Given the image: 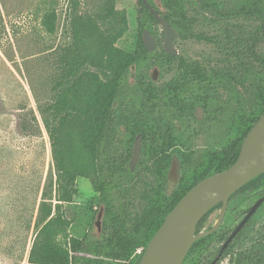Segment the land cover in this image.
Listing matches in <instances>:
<instances>
[{"label": "trees", "instance_id": "trees-1", "mask_svg": "<svg viewBox=\"0 0 264 264\" xmlns=\"http://www.w3.org/2000/svg\"><path fill=\"white\" fill-rule=\"evenodd\" d=\"M161 2L165 8L164 16L178 29L181 38L190 37L214 44L221 42L216 35L193 32L192 25L200 16L201 9L216 15L212 19L214 22L234 15L254 20L257 25L250 29L238 24V35H234L237 25L234 29L224 25L221 32L224 39L250 51L252 61L248 63L249 67L242 66L245 72L239 69L240 64L217 67L210 65L209 61L205 63L199 59L170 55L163 51L162 46L159 50L155 46L148 51L141 31L144 26L151 30L156 20L142 0H134L137 40L133 50H126L117 45L128 28L124 5H119L117 0H104L98 11L91 12L77 10L78 1L70 0L68 40L53 50L55 73L51 77V99L37 106L50 140L55 179L51 177L41 194L27 264H138L145 246L165 215L197 181L227 168L235 161L244 136L264 111V51H257L259 45H264V0H237L235 6L220 0ZM186 3L190 4L191 12ZM56 20V10L47 9L40 17V28L52 34L56 30ZM151 58L161 70L175 65L174 74L157 86L148 71L134 76L135 81L127 94L134 93L139 102L134 110L128 109L123 100L126 95L121 92L126 75L132 67L139 69ZM234 70L238 73L235 74ZM233 82L250 85L251 89L249 85L244 89L248 94L243 100ZM219 88L231 95V106H225ZM196 105L204 106V121L217 120L228 127V136L219 144L207 148L201 162L192 161L193 151L185 149L187 137L178 133L167 117L169 114L172 118L183 119V122L197 121L193 116ZM119 124L126 129L125 166L124 161L116 163V157L109 155L117 141ZM19 128L23 133L40 131L32 109L20 113ZM138 132L143 137L138 168L155 177L157 184L150 186L151 182L144 183L150 186V194L142 195L145 200L143 209L118 212L109 194L119 186L120 176L126 174L133 181L141 179L138 168L131 171L129 165L131 145ZM73 133L91 156L92 173L88 171V165L76 163L77 157L71 145ZM176 153L184 171L177 187L170 194H165L163 183ZM99 158L103 159V163L99 162ZM77 176L89 178L93 189L105 202L107 220L103 235L90 244L85 237L77 238L69 234L70 221L63 209V204L73 201L77 194ZM263 182L264 172L231 194L228 206L242 190ZM217 207L218 204L199 220L197 231ZM32 217L31 213L28 229ZM222 228L220 226L213 233L198 239L188 253L206 238L217 235ZM224 236L222 233L221 237ZM137 249H141L140 253ZM253 262L264 264V255Z\"/></svg>", "mask_w": 264, "mask_h": 264}, {"label": "rangeland", "instance_id": "rangeland-1", "mask_svg": "<svg viewBox=\"0 0 264 264\" xmlns=\"http://www.w3.org/2000/svg\"><path fill=\"white\" fill-rule=\"evenodd\" d=\"M77 1V10L84 11L86 9L96 12L104 0ZM152 1L157 4L161 0ZM220 1L233 3V5L237 2V0ZM117 3L124 5L128 23V28L118 39L117 45L131 51L137 40L134 0H117ZM186 5L190 11V4L186 3ZM47 9H55L57 13L56 30L52 34L45 33L39 25L40 17ZM71 9L70 0H0V264H27L41 194L51 177L52 180L55 179L50 140L37 106L43 105L51 99L53 84L51 77L55 73L53 50L68 40V21ZM162 9L164 8L162 7ZM215 16L211 12L201 9V14L192 25V30L194 33L216 35L221 42L214 44L197 41L190 37L181 38L178 35L175 39L178 55L199 59L205 63L209 61L210 65L217 67H223L225 64L235 67L240 64L239 69L245 72L242 66L249 67L248 63L250 64L252 61L250 51L244 46H237L224 39V34L221 33L222 26L226 25L228 28L234 29V25H237L234 35H238L236 32L238 24L250 29L257 25L256 22L235 15L214 22L212 19ZM151 30L156 39L155 46L159 50L163 40L161 28L158 24H153ZM257 51H264V45H259ZM155 66L154 58H151L139 69L132 67L127 73L121 92L126 95L123 100L128 109L134 110L139 102L137 95L127 94L129 87L135 81L134 76L143 71L151 72ZM174 66L169 67L172 70L160 71L161 80H167L172 76ZM234 73L236 74L238 71L234 70ZM232 85L239 91L238 96L243 100L248 94V92H244V89L249 84L241 85L233 82ZM248 87L251 89L250 85ZM220 95L225 106L232 105L233 100L230 99L231 95L227 91H222ZM115 106L117 107V104ZM29 108L34 112L40 129L35 134L23 133L19 128L20 113ZM125 132V126L119 124L116 144L109 153L110 157H116V163L124 161V166L127 147ZM186 135L185 149L193 151L192 161L201 162L204 160L203 156L207 148L219 144L228 136V127L226 124L218 123L217 120L206 122L190 120L186 128ZM71 145L72 152L77 157L76 163L88 165L87 169L92 173L91 156L82 148L75 133L71 136ZM175 158L178 160V153ZM140 161L141 158L136 165L137 168ZM99 162L103 163V159L99 158ZM173 162L172 171L177 172V176L180 177L184 166L182 167L181 163L178 164L176 160ZM136 167L135 169H137ZM139 169L137 171L141 179L129 180L126 174H122L119 186L110 192L109 195L116 211H140L145 205L142 195L150 194L149 187L157 184L155 177L146 175ZM145 182H151L150 186L144 185ZM75 185L77 194L73 201L63 204L64 214L70 221L68 232L77 238L85 237L90 244L103 235L104 223L107 220L105 202L93 189L89 178L77 176ZM177 185L178 182H173L167 174L165 183H163L164 193L170 194ZM263 191L264 187L246 200L247 194L239 193L232 199L231 204L240 201L242 202L239 203L240 207H246L256 200ZM260 199L261 202L264 201L263 197L257 200ZM234 209L235 206H228L222 227H228L233 220H239V217L234 219ZM100 211L102 214L98 218ZM31 213L33 217L28 229ZM218 213V208L213 209L203 221L200 230L213 225ZM96 221H99V227L96 225ZM252 228V238L246 240L243 243L244 246L248 247L257 234L264 229V202L253 218ZM217 246V235L206 238L202 244L197 245L187 254L182 264H207L215 255ZM140 251L141 249H137V253ZM231 260L227 256L219 264H230Z\"/></svg>", "mask_w": 264, "mask_h": 264}, {"label": "water", "instance_id": "water-1", "mask_svg": "<svg viewBox=\"0 0 264 264\" xmlns=\"http://www.w3.org/2000/svg\"><path fill=\"white\" fill-rule=\"evenodd\" d=\"M143 3L161 27L164 35L163 51L178 56L179 51L175 44V39L178 37L177 29L172 27L169 21L156 11L147 0H143ZM141 35L146 49L152 51L156 42L151 31L148 28H143ZM157 71V67L152 69L153 78H155ZM194 116L196 119H202L203 108L197 106L194 110ZM141 151L142 134L138 132L134 136L131 146L129 160L131 171L135 170L141 158ZM262 172H264V111L244 136L235 161L227 168L197 181L165 215L162 223L145 246L138 264H182L194 242L218 229L231 194ZM177 175V172L172 171L171 179L173 182H177ZM260 202L261 199L250 207L246 215L224 241L221 249L227 246ZM219 203H221V207L213 225L197 231L199 220ZM101 214L100 211L98 218ZM96 225L99 227V221H96ZM214 262L215 260H212L209 264H214Z\"/></svg>", "mask_w": 264, "mask_h": 264}, {"label": "flooded vegetation", "instance_id": "flooded-vegetation-1", "mask_svg": "<svg viewBox=\"0 0 264 264\" xmlns=\"http://www.w3.org/2000/svg\"><path fill=\"white\" fill-rule=\"evenodd\" d=\"M142 2H143V0H142ZM147 2L150 3L154 7V9L156 11H158L160 14H162L164 16L163 12L165 11V8H164V6H163V4H162L161 1L159 3H157V4L151 3L153 1L150 2L149 0H147ZM162 7L164 9H162ZM169 23L171 24L172 27H174V25H172V23L170 21H169ZM156 24L159 25V23L157 22V20H156ZM159 27H160V25H159ZM144 28H148V27L147 26H144ZM163 37H164V35H163ZM155 42H156V39H155ZM157 69H158V71H157V74H156L155 78L152 77V70H151V72H149L150 79L156 84L155 86H157V84L158 85H161L163 82H165V81L168 80V79L167 80H164V81L161 80L160 71H163V70H161L158 67H157ZM167 70H172V69H169L168 68ZM173 74H172V76H173ZM172 76L170 78H172ZM197 106H200L201 108H203V117H202V119H196L195 116H194V110H195V108ZM195 108L193 110V116H194V118L197 121L203 122L204 119H205V116H206V110H205L204 106L203 105H196ZM167 117H168V120L169 121H172L173 122V125H174L176 131L178 133L184 135V137H187V135H186V128H187V125H188V121H184L183 122V119L182 120H179V119H176V118H172L169 114L167 115ZM207 121H210V120H207ZM212 121H214V120H212ZM142 140H143V137H142ZM174 160H176L177 163L179 164V162H180L179 158L177 160V158L174 157L173 161ZM173 164H174V162L172 163V165L170 166L169 171H168V177L169 178L171 177ZM178 180H179V177L177 179V182H178ZM255 184L256 185H252L253 187L244 189V190H242L240 192V193L245 192L247 194L245 200L246 199H249V197H252V195L254 193L260 191L264 187V183H255ZM261 197L264 198V191L258 196V198H261ZM257 199L254 200L250 205H248L246 207H244V206L240 207L241 204H239V203H242L240 201H236L235 203L230 204V205L235 206V209L233 210L234 219L236 217H239V220H237V221L233 220V222L231 223V225H229L228 227H223L222 229L219 230V232L217 234L218 246H217V249H216V253L213 256V258L208 261L207 264H209L212 260H215L214 264H219V262H221L227 256L229 257V259H232L230 264H254V262H253L254 260H257V258L259 256L264 255V229H263V231L261 233H258L257 234V236L251 241V244L248 247L243 245V243L246 240H249V239L251 240V238H252V231H253L252 223H253V218L256 215V213L258 212V210L261 209L264 201H262V202L259 203V205L257 206V208L254 210V212L251 214V216L248 218V220L243 224V226L241 227V229L233 236V238L227 244V246L225 248L221 249L222 244L227 239V237L229 236V234L237 226V224L240 222V220L246 215V213L248 212V210L250 209V207L256 201H258ZM220 207H221V203L218 204V207L217 208L220 210ZM227 208H228V201H227L226 211H225V214L224 215H226V213H227ZM222 221H223V219H222ZM221 225H222V222H221L220 226ZM222 233L225 234L224 237H221L222 236Z\"/></svg>", "mask_w": 264, "mask_h": 264}]
</instances>
